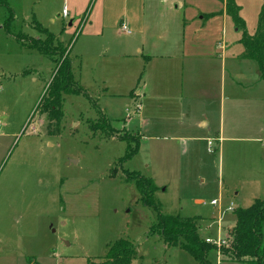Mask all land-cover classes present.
I'll list each match as a JSON object with an SVG mask.
<instances>
[{"label": "rangeland", "instance_id": "374dc122", "mask_svg": "<svg viewBox=\"0 0 264 264\" xmlns=\"http://www.w3.org/2000/svg\"><path fill=\"white\" fill-rule=\"evenodd\" d=\"M5 1L12 20L0 7V264H103L118 239L133 247L130 264H196L147 235L156 213L137 201L125 172L151 178L160 214L199 217L202 240L228 243L232 210L264 201V80L239 42L259 25L264 36V0H233L244 27L227 15L223 35L208 15L220 0ZM37 24L68 53L82 89L62 96L58 126L37 111L55 63L17 40L43 41ZM183 27L184 48L201 53V66L187 60L183 74L172 77L184 78L183 95L209 99L180 106L149 100L152 90L168 94L179 84L158 85L162 60L145 68L137 55L140 32L145 48L172 37L180 49ZM148 77L139 117L126 120V109L138 103L131 94ZM185 116L194 121L179 128ZM200 117L205 128L196 126ZM133 133L138 151L123 161L127 142L119 138L133 148ZM222 253L220 264H246ZM208 259L216 264L214 252Z\"/></svg>", "mask_w": 264, "mask_h": 264}, {"label": "trees", "instance_id": "16d2710c", "mask_svg": "<svg viewBox=\"0 0 264 264\" xmlns=\"http://www.w3.org/2000/svg\"><path fill=\"white\" fill-rule=\"evenodd\" d=\"M224 2V10L229 15L237 28L242 29L244 23L238 16L239 7L233 0H221ZM0 7L9 11L7 21L12 20V12L7 7L5 0H0ZM38 32L44 35V40L39 38H18L17 40L29 50H34L39 54L48 56L55 63V72L51 81L42 96L37 111L47 112L48 117L55 119L58 126L61 117L62 96L70 93H81V88L76 87L68 53L60 45H55L54 37L39 24L36 25ZM263 31L259 25L255 34L251 37L244 36L239 42L244 48L243 57L257 62L259 66V76L264 80V45ZM60 49V50H59ZM66 54V55H65ZM76 87V88H75ZM108 124V120H102ZM109 125V124H108ZM57 130V129H56ZM56 133V132H48ZM135 136V137H133ZM133 148L129 146L128 138L121 137V141L127 142V153L123 161L132 158L138 151L139 138L133 133ZM125 181L133 182L138 193L137 201L143 206L156 213V221L149 227L148 236L157 235L161 238L165 247H175L185 251L196 264H213L208 259L209 252L215 253V248L205 243L199 237L200 220L199 217L164 216L159 213V207L155 203L153 195L156 191L151 178H145L137 172H125ZM234 225L228 231L230 240L227 247L221 248L223 255L230 261L246 264H264V201L256 199L254 203L246 209L235 208L232 210ZM134 250L130 242L126 239L116 240L105 255L103 264H130Z\"/></svg>", "mask_w": 264, "mask_h": 264}, {"label": "crops", "instance_id": "0c3cea01", "mask_svg": "<svg viewBox=\"0 0 264 264\" xmlns=\"http://www.w3.org/2000/svg\"><path fill=\"white\" fill-rule=\"evenodd\" d=\"M86 1H88V0H86ZM220 2H221V6L218 9L215 8L217 10H215L213 12H210L208 15L209 16H213L212 18H217V21H216L215 25H220V28H221L220 35H223L224 29H225L226 24H227L228 16H227V14L225 13V10H224V2L221 1V0H220ZM199 18L201 19V16ZM122 31L127 32L126 28H125V30L122 28ZM145 36H146L145 32H140L139 41H140L142 46H141L140 50L137 51V55H139L141 60L143 61V63H145V68L147 69L149 67V65L154 60H162L163 63H164L163 64L164 67L158 69V71H157V73L159 74L158 79H157L158 85L160 83H162L164 80H171V83L169 84L168 87L173 86V85L175 86V85L179 84L178 91L177 90H176V92H172L171 91L168 94L166 92H164V91L156 92V91L152 90L150 95H149V97H148L149 100L154 99L155 102L175 103L177 106H180V104L182 102H185V101H191V100H193V101H200V100L204 101V100H208L209 97H207V95L201 96L200 98H197L193 94L188 95V94H186V92H185V95H183L182 94L181 83L183 82L184 78L180 77V78H176L175 79L174 77H172V75H175V77H176V75L183 74V71L185 69L184 63L187 60L191 61V67L193 66L194 68H197V64H198V66H201L200 63H199V61L201 60L200 58L202 57L201 53L198 52L197 49L193 48V47L191 49L188 48L189 50H185V48H184L185 47L184 46L185 28L183 27V37H182V40H181L180 49H177L176 43H175V41H174V39L172 37L171 38H166L164 40L154 39L153 42L151 44H148L146 46V48H145L144 45H143V42L145 40ZM162 42H164L167 45L165 47H163V48H160V46L162 47V45H161ZM145 49H148V50H145ZM154 49H158V50L157 51H153ZM160 50L163 51V54H159V53H162ZM154 70H157V69L154 68ZM195 71H196V69H195ZM166 74L167 75H171V76H169V77L164 76ZM258 78H259V80L263 81L260 78L259 75H258ZM148 80H149V77L144 80L143 89L140 88L139 90L134 92V94H131L134 102L142 99L143 97H145V95H146L145 85L147 84ZM160 80H162V81H160ZM192 86H193V84L189 83V90L192 89ZM138 103H139V101H138ZM140 107H141V105H140ZM219 110L220 111L222 110V102L220 104ZM136 116L139 117V113ZM183 116L184 115L182 114V117ZM185 118H186L185 121H183V120L181 121V123L179 125V128H181V127L188 128V126L192 125V122L194 120L192 118L188 117V116H185ZM207 123L208 122L206 120H204L202 117H200V118H198L196 120V126L197 127L205 128ZM138 134L141 135L140 133H138ZM216 136L217 137L215 138V140H217L218 143L221 142L220 141L221 140V134H220L219 131L217 132Z\"/></svg>", "mask_w": 264, "mask_h": 264}, {"label": "built area", "instance_id": "2783aa9c", "mask_svg": "<svg viewBox=\"0 0 264 264\" xmlns=\"http://www.w3.org/2000/svg\"><path fill=\"white\" fill-rule=\"evenodd\" d=\"M125 30V27H122ZM140 104L139 103H135L132 106L131 111H129L128 109H126V113H125V119L129 120L130 118H132L133 116L137 115L140 112ZM208 145H210V143H208ZM211 205H215L216 202L215 201H211L210 203ZM205 243L212 245L215 248V255H216V264H220V250L223 247H227L228 243L226 239H222L221 237L215 238V239H208L205 238L204 239Z\"/></svg>", "mask_w": 264, "mask_h": 264}]
</instances>
